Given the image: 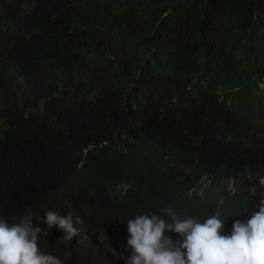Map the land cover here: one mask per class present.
Wrapping results in <instances>:
<instances>
[{"label":"trees","instance_id":"obj_1","mask_svg":"<svg viewBox=\"0 0 264 264\" xmlns=\"http://www.w3.org/2000/svg\"><path fill=\"white\" fill-rule=\"evenodd\" d=\"M261 178L264 0H0V221L70 211L127 264L129 219L230 235ZM39 228L61 264H106Z\"/></svg>","mask_w":264,"mask_h":264},{"label":"clouds","instance_id":"obj_2","mask_svg":"<svg viewBox=\"0 0 264 264\" xmlns=\"http://www.w3.org/2000/svg\"><path fill=\"white\" fill-rule=\"evenodd\" d=\"M259 183L264 185V178ZM127 187L118 185L117 191ZM257 207V211L235 217L230 235L222 233L225 220L218 214L200 222L190 216L181 218L169 208L168 223L164 217L140 213L127 222V245L132 253L127 264H264V199ZM41 224L44 233H55L59 244L61 240H84L83 256L92 252L97 241L108 253L106 264H120L113 258L119 247L104 245L84 219L70 211H46L36 227L30 216L12 226L0 221V264H61L58 258L40 250L37 241ZM166 231L179 234L181 239L174 242Z\"/></svg>","mask_w":264,"mask_h":264}]
</instances>
